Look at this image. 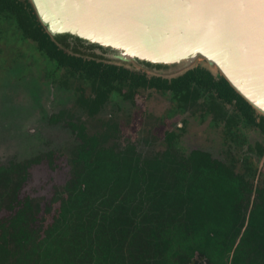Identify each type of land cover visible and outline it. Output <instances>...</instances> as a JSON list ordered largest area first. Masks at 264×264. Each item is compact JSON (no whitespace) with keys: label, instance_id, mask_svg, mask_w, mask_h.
<instances>
[{"label":"trees","instance_id":"obj_1","mask_svg":"<svg viewBox=\"0 0 264 264\" xmlns=\"http://www.w3.org/2000/svg\"><path fill=\"white\" fill-rule=\"evenodd\" d=\"M9 14L13 27L50 57L92 78L95 96L82 92L77 99L92 116L106 99L101 86L110 72L174 83L191 76L213 79L251 110L252 121L259 115L264 128L263 115L203 68L167 79L75 56L51 40L29 4L0 0V16ZM69 117L80 169L65 189L38 201L24 186L42 157L0 163V264H264V182L255 183V175L246 177L200 149L141 152L117 141L116 122L89 130ZM53 154L44 157L52 162Z\"/></svg>","mask_w":264,"mask_h":264},{"label":"water","instance_id":"obj_2","mask_svg":"<svg viewBox=\"0 0 264 264\" xmlns=\"http://www.w3.org/2000/svg\"><path fill=\"white\" fill-rule=\"evenodd\" d=\"M65 52L175 78L200 67L264 116V0H20Z\"/></svg>","mask_w":264,"mask_h":264},{"label":"flooded vegetation","instance_id":"obj_3","mask_svg":"<svg viewBox=\"0 0 264 264\" xmlns=\"http://www.w3.org/2000/svg\"><path fill=\"white\" fill-rule=\"evenodd\" d=\"M9 15L12 16H0V42L5 39L3 36L6 33L14 35L12 39L16 35L17 41L19 35L24 40L31 41L42 57V60H38L35 53L30 52L35 63H40L39 68L44 69V78H48L65 92L67 102L62 103L59 111L52 114L64 110L65 120L51 121L52 123L63 122L74 133L68 125L69 114L73 115L76 122L78 119L85 121L89 130H93L95 125L102 128L104 123L116 122L119 129L117 141L120 144L132 142L141 152L163 151L169 146L184 154L194 149L204 150L233 166L246 177L255 175V183L264 182V128L260 124L261 118L254 114L255 120L252 121L249 116L251 110L248 114L247 109L230 93L222 91L224 89L219 88L213 79L188 76L185 80L174 83L154 81L142 74L134 77L124 72L123 75L113 76V73L106 72L108 75L104 77L105 83L101 86L106 99L92 116L77 102L82 92L95 96L92 78L85 75L83 68L61 63L57 58L50 57L39 47L37 40L25 36L22 31L13 27L11 22L15 20V16ZM188 89L191 91L186 92ZM155 100L167 101V108L163 113L155 112L152 107ZM195 117L209 124L223 153L221 156H216L205 148L185 145L190 121ZM74 136L77 145L79 140L75 133Z\"/></svg>","mask_w":264,"mask_h":264},{"label":"rangeland","instance_id":"obj_4","mask_svg":"<svg viewBox=\"0 0 264 264\" xmlns=\"http://www.w3.org/2000/svg\"><path fill=\"white\" fill-rule=\"evenodd\" d=\"M8 35L0 42V163L42 157L31 165L24 189L36 200L43 201L74 181L80 169L75 163L76 140L66 124L49 120L67 98L62 88L44 78V69L39 68L40 63H35L30 53L33 51L35 58L42 60L35 45L20 35L19 41L16 35L14 39V35L9 38ZM165 105L167 101L155 100L152 107L156 113H163ZM217 142L207 122H201L198 117L191 119L186 146L205 148L221 156ZM51 151L54 152L52 162L44 157Z\"/></svg>","mask_w":264,"mask_h":264}]
</instances>
